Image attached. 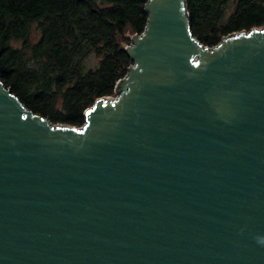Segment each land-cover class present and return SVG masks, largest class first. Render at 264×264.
<instances>
[{"label": "water", "instance_id": "water-1", "mask_svg": "<svg viewBox=\"0 0 264 264\" xmlns=\"http://www.w3.org/2000/svg\"><path fill=\"white\" fill-rule=\"evenodd\" d=\"M185 1L148 2L82 129L0 80V264H264V28L210 52Z\"/></svg>", "mask_w": 264, "mask_h": 264}, {"label": "trees", "instance_id": "trees-1", "mask_svg": "<svg viewBox=\"0 0 264 264\" xmlns=\"http://www.w3.org/2000/svg\"><path fill=\"white\" fill-rule=\"evenodd\" d=\"M150 0H0V80L27 111L81 125L112 95L145 35ZM190 31L208 51L264 26V0H186ZM235 32H239L234 34ZM142 35V36H143ZM93 62V63H92Z\"/></svg>", "mask_w": 264, "mask_h": 264}, {"label": "built area", "instance_id": "built-area-1", "mask_svg": "<svg viewBox=\"0 0 264 264\" xmlns=\"http://www.w3.org/2000/svg\"><path fill=\"white\" fill-rule=\"evenodd\" d=\"M255 28H256V29H262V28H264V26L255 27ZM250 30H252V29H250ZM250 30H245V32H249ZM237 33H239V32H235L234 34H237ZM142 34H143V33L138 34V35L141 36ZM132 44H133V42H131L130 44H128V45L126 46V49H127L128 47H130ZM203 46H204V45H203ZM204 47L209 48L208 46H204ZM131 66H133V64H132ZM131 66H130V67H131ZM130 67H129V68H130ZM129 68H128V71H129ZM117 97H118V93H117V91H116V89H115L114 94H112V95H107V96H103V99H104V100H116ZM51 123H52L53 127H73V128H77V129H82V128L84 127V125H85V122H84L83 124H81V125L69 124V123H64V122H51Z\"/></svg>", "mask_w": 264, "mask_h": 264}, {"label": "rangeland", "instance_id": "rangeland-1", "mask_svg": "<svg viewBox=\"0 0 264 264\" xmlns=\"http://www.w3.org/2000/svg\"><path fill=\"white\" fill-rule=\"evenodd\" d=\"M93 63V62H92Z\"/></svg>", "mask_w": 264, "mask_h": 264}]
</instances>
